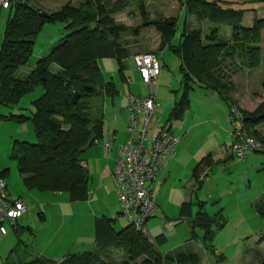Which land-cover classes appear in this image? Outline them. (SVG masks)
<instances>
[{
	"label": "rangeland",
	"instance_id": "1",
	"mask_svg": "<svg viewBox=\"0 0 264 264\" xmlns=\"http://www.w3.org/2000/svg\"><path fill=\"white\" fill-rule=\"evenodd\" d=\"M81 1L84 0H34L31 5L46 12H55L65 4L75 7ZM181 2L182 0H105L104 4L106 9L114 10L112 17L117 23L139 29L137 34L132 36L128 33L123 38L129 39L131 45L128 48L131 54H140L156 53L154 51H159V46L156 49L155 43H160V39L156 38L157 32L152 27H142V11L151 20H177V30L171 46L179 44L185 25L189 30L200 31L203 40L211 33L215 26L207 20L199 21L194 15L187 14ZM218 4L223 8L245 10L242 26L246 28L252 26L255 18H264V2L221 0ZM8 15V10L1 9L0 44ZM63 27L60 23L43 26L34 38L28 62L17 71L20 78L25 77L34 68L36 61L46 56L50 47L64 36L66 31ZM218 38L223 43H230V28L220 26ZM257 47L260 49L258 67L249 69L244 60L238 58L233 61L226 59L221 66L222 74L233 83L230 97L235 99V105L232 106L241 115V111L252 113L264 101V30ZM158 60L164 63L157 85L153 89L159 106L152 117L147 138L151 139L160 127L170 124L171 131L181 143L175 147V157H167L174 159V163L167 166L166 161H163L164 164L159 167L160 172L158 173V169L154 181L150 183L159 209L147 221L145 235L152 243L158 235L165 237L162 245L155 244V248L162 255L171 252H192L200 257L201 264L264 263V212L260 215L259 208L256 207V202L264 193V153L249 152L243 160L229 157L231 133L239 123L231 117L229 120L226 113L229 110L220 99L216 103L215 99L210 98L211 92H204L205 90L200 88L189 92L190 106L184 112L183 119L167 124L173 105L182 94L180 58L169 48H164L158 53ZM99 66L104 81L114 83L119 92L113 99L104 95L94 98L90 109L94 118L103 114V126L115 136L107 159L109 167L114 164L119 147L128 138L127 96L129 93L146 96L148 87L141 84L132 57L124 61V82L120 80L113 59H100ZM57 70V66H52L51 72ZM41 93V89L37 87L25 95L17 105L0 106V116L13 114L30 118L34 111L31 103ZM257 132L260 138H264V124L257 127ZM20 142H35L30 120L18 122L0 118V174L5 179L10 193L14 197H20L27 209L18 221L17 231L9 224L4 225L7 232L0 236V264H21L36 257L60 262L67 254L92 251L95 218L106 216L115 219L116 230L127 225L126 220L118 215L120 207L112 182V186L106 181L108 179L100 182L101 169L94 155L89 154L91 151L87 152V149L81 155L89 171V196L86 201L75 203L69 202L65 193L29 190L24 186L22 176L18 172L17 159L12 157L15 143ZM208 154L217 160L211 169L206 168L201 175L203 177L207 174L203 178L202 189L197 193V201L204 203L202 211L209 217L221 214L225 221L224 227L215 232L210 243L214 254L206 251L199 240H191L190 220L178 219L180 205L195 198L191 188V171ZM103 158L105 161V155ZM104 166L107 169L106 164ZM198 210V207L194 206L193 215ZM194 232L198 236L202 234L197 228ZM261 238L263 240L259 243ZM219 255L223 256V260L217 258ZM122 259V254L116 251L111 264H118Z\"/></svg>",
	"mask_w": 264,
	"mask_h": 264
},
{
	"label": "trees",
	"instance_id": "2",
	"mask_svg": "<svg viewBox=\"0 0 264 264\" xmlns=\"http://www.w3.org/2000/svg\"><path fill=\"white\" fill-rule=\"evenodd\" d=\"M33 1L13 0L7 9L0 7V11L9 12L0 44V106L17 105L37 87L42 93L31 103L34 111L30 118L13 114L0 118L18 122L30 120L32 124L35 142L15 143L12 153L17 159L24 186L29 190L65 193L69 202H84L89 196V175L81 154L103 137V114L92 117L91 102L102 95L113 99L119 93L114 83L104 81L99 60L113 59L120 80L126 81L124 61L132 54L128 48L131 45L129 39L123 36L128 33L133 36L139 29L117 23L112 17L114 10L105 8V0H84L75 7L65 4L55 12L36 8L31 5ZM220 1L182 0L187 14L194 15L199 21L207 20L215 27L203 40L200 31L189 30L185 25L176 46H171L177 30L176 19L151 20L145 12L141 13L142 27H152L159 35V50L169 48L180 58L182 94L174 103L167 124L183 117L190 106L188 94L195 88L217 94L227 106L232 120H236L231 113V107L235 105L230 97L233 83L222 74L221 66L226 59L238 58L244 60L249 69L258 67L260 49L257 46L264 30V18H255L251 27H243L245 10L223 8L218 4ZM56 23L64 25V36L50 47L46 56L36 61L25 77L20 78L17 71L28 62L34 38L45 24ZM222 25L231 30L230 43H223L218 38ZM52 66H57L58 70L51 72ZM241 113V129L264 144V138L257 132V127L264 124V101L252 113ZM256 152L264 153V150ZM212 164L208 154L192 170L195 200L180 205L178 219L190 220L191 240H199L206 251L214 254L210 243L225 221L221 214L209 217L202 211L204 203L196 198L203 184L200 174ZM194 206L199 210L193 215ZM256 207L262 215L264 193ZM114 224L115 219L106 216L95 218L92 251L67 254L60 262L36 257L21 264H111L116 251L123 258L118 264H201L196 253H159L155 244L159 246L165 242L163 235L156 236L152 243L143 231L128 224L116 230ZM17 226L18 222L11 228L17 231ZM195 228L200 229V236L194 232ZM217 258L223 260L222 255Z\"/></svg>",
	"mask_w": 264,
	"mask_h": 264
},
{
	"label": "built area",
	"instance_id": "3",
	"mask_svg": "<svg viewBox=\"0 0 264 264\" xmlns=\"http://www.w3.org/2000/svg\"><path fill=\"white\" fill-rule=\"evenodd\" d=\"M12 1L0 0V7L7 9ZM133 63L141 84L148 87V94L127 97L128 138L118 151L112 179L120 216L128 225L144 232L147 221L158 210L150 183L163 161L173 155L178 139L166 128H159L151 139L147 138L152 117L159 106L153 89L157 85L161 63L150 52L134 55ZM231 113L239 126L231 133L230 154L243 160L249 152L264 150V144L241 129L243 117L234 106ZM105 149L107 151L108 144ZM26 211L23 200L9 193L5 179L0 175V236L7 232L5 224L15 226Z\"/></svg>",
	"mask_w": 264,
	"mask_h": 264
},
{
	"label": "crops",
	"instance_id": "4",
	"mask_svg": "<svg viewBox=\"0 0 264 264\" xmlns=\"http://www.w3.org/2000/svg\"><path fill=\"white\" fill-rule=\"evenodd\" d=\"M155 34H157V33H155ZM156 38H158L159 39V35L157 34L156 35ZM156 44V49H158V46H159V43H155ZM155 46V45H154ZM153 46V47H154ZM161 50H159V51H154V52H156V53H153V54H155L156 56H157V58H158V53L160 52ZM144 53H146V52H144ZM136 54H138V53H136V52H134V53H132V58H133V56L134 55H136ZM161 63V69L163 68V66H164V63H163V61H161L160 62ZM100 67V66H99ZM160 75H161V72H160ZM160 75H159V77H160ZM231 80V79H230ZM180 89H181V83H180ZM203 90V89H202ZM204 92H206V90L204 91ZM212 93V92H211ZM232 93V92H231ZM230 93V94H231ZM130 95H132V96H140L139 94H132V93H129V95L128 96H130ZM127 96V97H128ZM203 96H207V95H203ZM140 97H144V96H140ZM210 98L212 99V100H214L215 99V102L217 103L218 102V100H219V97L217 96V94H213L212 93V95H210ZM234 99V98H233ZM235 100V99H234ZM112 102H113V100H112ZM126 110H127V99H126ZM128 113V112H127ZM227 114H228V118H229V120L231 119L230 118V116H229V112H226ZM182 119H183V117H182ZM181 119V120H182ZM128 123V122H127ZM214 123V122H213ZM215 124V123H214ZM127 126V125H126ZM160 128H166V129H168L174 136H175V134L171 131V127H170V124L168 125V126H163V127H160ZM234 129H236V128H234ZM233 129V130H234ZM232 130V131H233ZM156 134V131L153 133V136ZM152 136V137H153ZM177 138V137H176ZM178 139V138H177ZM114 141H115V136H114V133H112V132H109V130H108V128L106 127H104L103 126V137L101 138V139H99L96 143H94L92 146H90L89 148H87L88 149V151L87 152H92V153H89V154H91V156H93L94 155V157H95V159H96V162L99 164V168L101 169V171H100V182L102 183V181H103V179H108V180H106L107 182H109L110 183V185L112 186V184H113V191H114V183H113V179H112V172H113V170H114V168H115V164H116V160H117V157H118V152H117V156H116V158H115V162H114V164H112V166H107V159H108V155H109V149H110V147H111V145L114 143ZM126 142V141H125ZM124 142V143H125ZM232 142H233V140L231 141V144H230V146L232 145ZM123 143V144H124ZM181 142L180 141H178V143H177V145H179ZM106 144H108V149H107V151H106V149H105V145ZM122 144V145H123ZM121 145V146H122ZM230 146H229V149H230ZM86 149V150H87ZM119 149H120V147H119ZM119 149H118V151H119ZM175 150V149H174ZM180 152V151H179ZM82 155V154H81ZM103 155H105V161H103L104 160V158H103ZM175 154H174V151H173V155L172 156H174ZM172 156H170V157H172ZM175 157V156H174ZM229 157L230 158H232L231 157V154H229ZM212 158V161H213V164L215 163V161L217 160L216 158H213V157H211ZM164 161H166V165L168 166H170L172 163H174V159H172V158H166ZM105 162V163H104ZM85 164V167H86V169H87V172H88V174H89V171H88V167H87V163L85 162L84 163ZM104 164H106V167H107V169H105V166H104ZM164 164V163H163ZM212 164V165H213ZM196 166V165H195ZM212 167V166H211ZM194 169V168H193ZM192 169V170H193ZM211 169V168H210ZM209 169V170H210ZM160 172V168H159V171H158V173ZM204 172V171H203ZM202 172V173H203ZM157 173V174H158ZM202 173L200 174V180H203V183H204V177L205 176H207V174H205L203 177H201V175H202ZM191 175H192V171H191ZM155 179V178H154ZM154 181V180H153ZM152 181V182H153ZM111 182H112V184H111ZM191 188H193L194 186H193V179H192V176H191ZM203 185V184H202ZM7 188H8V186H7ZM112 188V187H111ZM194 189V188H193ZM201 189H202V186H201ZM200 189V190H201ZM8 191H9V189H8ZM199 192V191H198ZM197 192V193H198ZM9 193H10V191H9ZM115 193V192H114ZM196 193V196L198 195ZM11 194V193H10ZM12 195V194H11ZM13 196V195H12ZM14 197V196H13ZM18 198H20V197H18ZM197 199H198V197H197ZM118 201V200H117ZM189 201V200H188ZM156 202V201H155ZM185 202V201H184ZM119 204V203H118ZM157 205V204H156ZM120 209V208H119ZM157 209H159L158 208V206H157ZM192 212H193V210H192ZM120 211L118 212V215L120 216ZM121 217V216H120ZM127 223V222H126Z\"/></svg>",
	"mask_w": 264,
	"mask_h": 264
}]
</instances>
